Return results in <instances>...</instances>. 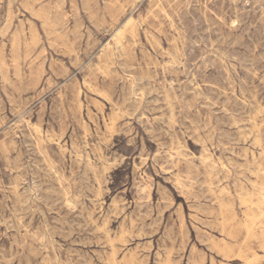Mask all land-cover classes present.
<instances>
[{"label": "rangeland", "instance_id": "rangeland-1", "mask_svg": "<svg viewBox=\"0 0 264 264\" xmlns=\"http://www.w3.org/2000/svg\"><path fill=\"white\" fill-rule=\"evenodd\" d=\"M0 264H264V0H0Z\"/></svg>", "mask_w": 264, "mask_h": 264}, {"label": "bare ground", "instance_id": "bare-ground-1", "mask_svg": "<svg viewBox=\"0 0 264 264\" xmlns=\"http://www.w3.org/2000/svg\"><path fill=\"white\" fill-rule=\"evenodd\" d=\"M173 106V105H172ZM171 108V107H170ZM223 111V110H222ZM174 116V115H173ZM113 122V121H112ZM246 129V128H245ZM46 137V136H45ZM251 230H252V228H251ZM249 235V234H248ZM256 257V256H255Z\"/></svg>", "mask_w": 264, "mask_h": 264}]
</instances>
